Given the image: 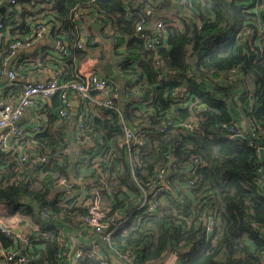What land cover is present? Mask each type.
Instances as JSON below:
<instances>
[{
	"label": "trees",
	"instance_id": "1",
	"mask_svg": "<svg viewBox=\"0 0 264 264\" xmlns=\"http://www.w3.org/2000/svg\"><path fill=\"white\" fill-rule=\"evenodd\" d=\"M142 1L150 14L142 7L136 15L126 14L125 5L130 0H54L49 10L33 9L21 0L22 8L6 12L3 22L12 37L28 38L31 25L45 18L57 26L44 34L55 48L59 39L73 46L87 36L83 48L72 47L67 57L45 55L29 63L31 75L61 68L67 80H77L76 67L88 58L103 66L110 63L120 81L134 73L140 75L138 86L117 90L119 97L114 103L128 126L149 121L143 140L135 146L125 143L119 115L108 109L101 116L88 112L83 136L77 139L93 141L96 135L105 145L89 154L84 166L109 171L103 184L95 187L111 206L108 216L119 211L123 217L116 221L122 227L112 240L119 249L133 253L134 264H159L171 255L178 264H264V186L256 182L264 167L257 153L259 147L264 148V0ZM173 4L183 11L179 16L182 28L155 30L152 23L157 15L169 12ZM77 10L99 16V36L91 24L79 27L70 22V15ZM104 22H108L110 33L104 30ZM138 24L144 25L148 38L136 32ZM260 29L261 34L256 35ZM247 31L253 33L251 38L246 37ZM92 40L97 54L90 45ZM35 47L27 54L29 59L38 49L44 52L48 48L46 43ZM7 56L8 47L0 42V68ZM14 73L18 79L27 77L24 68H14ZM23 84L22 80L17 82L12 100L18 98ZM59 92L50 98L43 130L26 141L37 154L61 150L65 140L73 146L76 141L71 122L77 125L82 111L70 112L67 120H59ZM97 94L94 91L91 96ZM235 95L237 101L232 99ZM243 117L252 129V136L246 138L249 141L218 138L215 127L238 124ZM191 119L197 122L193 132L179 127L158 129L167 120L181 123ZM34 152L26 164L31 167L36 165ZM5 156L0 161V203L40 227V234L30 238L28 264H61L63 248L57 227L77 223L84 212L81 197L60 199L62 191L50 186L51 175L69 176L74 162L69 154L62 163L51 159L45 167L47 174L36 183L34 179L15 182L20 176L19 165ZM194 156L205 165L188 174L180 165L188 167ZM160 169H165L170 189L159 196H147L146 206L156 207L153 214L144 209L135 212L143 194L152 191V181ZM89 175L97 182L95 173ZM190 181L193 184L188 189L178 188L179 183ZM172 189L178 191L177 196L168 195ZM24 200L39 204L48 217L34 214L31 207L22 204ZM202 212L215 215L210 239L198 221ZM0 242L3 248H12L18 239L0 234ZM69 264L99 262L84 254Z\"/></svg>",
	"mask_w": 264,
	"mask_h": 264
},
{
	"label": "built area",
	"instance_id": "2",
	"mask_svg": "<svg viewBox=\"0 0 264 264\" xmlns=\"http://www.w3.org/2000/svg\"><path fill=\"white\" fill-rule=\"evenodd\" d=\"M20 1L21 0H0V9L4 6V3H8L5 12L0 15V42L6 44L8 47V56L3 61L0 68V78H5L7 80L6 87L10 89H13L20 80L24 83L22 85L21 94L16 99H7V97L0 92V161L7 157L5 155H9V157L11 156L13 158L12 160L19 165L17 171L20 176L17 175L13 181L19 182L20 180L34 179L36 183L44 174H47L45 167L51 159L62 163L66 155L69 154V157L74 162L68 170L70 175L59 176L52 174L50 186L52 190L58 189L59 192L62 191L60 195L61 200H70L76 196L81 197L82 201L80 205L84 213L77 218V223L71 226L64 224L57 227L58 238L63 248V259L61 260V264H69V262L74 263L84 254L94 258L99 264H134L135 257L133 253L130 250L119 249L112 240V235L119 232L122 227V223L120 221L116 223V221L123 217L120 215L119 211L108 216L111 211V206L109 203H107V207L103 205L102 199L95 187V185L101 186L103 184V180L109 176V171L107 169L103 171L99 169L92 171V169H88L84 166L89 157L88 155L96 153L105 145L102 139L95 135L93 136V144L89 152L83 150L82 146L85 142L91 141V139H85L84 141L77 139L83 136L85 119L89 117L88 112H91V116H101L103 110L108 109L114 110V112L119 115V109L114 103L115 99L119 97L117 90L121 87H126V89L130 90L133 89L135 85L138 86L140 75L134 73L119 82L114 81L110 77L101 76L93 70L88 73H82L81 70H78L76 74L78 79L69 81L60 68L58 70L45 69L38 72L39 76L48 75L50 73V77L46 80L26 82V78L18 79L14 73V68L22 66L25 61L21 60L19 64L11 67L8 64L10 59L16 58L20 51L28 52L44 38L45 33H49L53 28H57V26L45 20V18H38L33 25H31L30 37H16L9 42L8 29L5 28L3 16L6 12L11 13L14 10L22 8ZM22 1H27L28 5L33 9L49 10L54 7V0ZM140 7L150 14L142 0H130V3L125 5L126 14L136 15ZM97 17L99 16L96 14L94 16L93 13L89 14L86 10H77L72 12L69 20L72 24L79 27H85L92 22H97L102 27V23H100ZM95 18L99 21L95 20ZM176 24L177 21H175L173 17L166 15L162 19L157 20L154 27L156 30H159L165 26L175 27ZM103 28L106 32L110 33L108 22H104ZM144 31L143 24H138L136 26V32L142 38H148ZM142 32L143 34H141ZM259 34H261V29L256 32V35ZM245 35L251 38L253 33L247 31ZM86 37V35H83L81 40L73 44V46H69L65 40H57L55 44L57 47H53L55 51L54 56L58 59L69 56L72 47L82 48L85 45L84 42ZM90 45L93 46V50L97 52V47H95L93 40L90 42ZM58 91H60L59 107L57 110V117L59 120L63 121L69 118V114L73 109V98L78 101L77 103L79 106L77 110L80 109L82 111L74 131L76 141L73 146L68 144L67 140H65L64 148L61 150L49 152L48 155L37 154L34 152L32 144H26V141H28L29 137L43 130L44 124H42V121L46 120L47 106L50 105V98ZM94 91L98 92V94L96 96H91V93ZM94 105L97 106L98 109L92 110L91 108ZM29 108H33L34 124L31 127H25L23 124L20 125V123ZM238 124L230 126L219 125L215 127L218 132V138L243 142L249 141L246 139L248 135L245 127L241 126L240 123ZM118 126L122 131L125 143H130L131 146H135L145 137L144 128H149V121H145L141 125L136 124L128 126L123 117L119 115ZM168 127H179L188 132H193L197 127V122H193L192 119L181 123H174L172 120H167L162 122L158 129L164 131ZM69 137L72 138V134H70ZM262 150H264L262 147L257 149L258 156L261 159H263L260 156ZM32 152L36 155V165L31 167L26 164L29 162V155ZM128 152H130L129 148ZM133 159L136 161L137 157L134 156ZM189 161L190 165L188 167L180 165V168L183 169V171L186 170L188 174L195 172L205 165L202 160H199L195 156L190 158ZM76 171H78L77 177H75ZM91 173L97 175V182H95V178L90 177L89 174ZM261 178L262 175H260V178H258L256 182L258 185L263 186ZM152 184V191H146L143 194V201L135 212L143 211V209L144 212L148 214H153L155 212L156 207L153 204L146 206V198L148 195L159 196V192L163 193L165 189H170L166 181L165 169H160L155 176V181H152ZM156 184L159 187H156ZM192 184V181L182 182L178 184V188L186 190L191 187ZM177 193V190L172 189L168 195L177 196ZM22 204H26L24 205L26 208L28 206L31 207L34 214H38L41 218L44 219L48 217V212L41 210L39 204L27 202L25 200ZM135 212H133V214ZM24 217L25 216L18 213H11L7 204L0 203V234L9 238L18 239V242H15L16 245L13 250L8 251L0 248V258L5 261L4 264H28L29 258L26 254L32 247L30 238L40 234V227L29 218ZM198 221L202 222L205 236L207 239H210L213 236L216 224L215 215L209 212H202L198 217ZM19 228L22 229V234ZM26 229V237L22 239ZM37 248L41 247L38 246ZM36 258H38V256L34 257V259ZM159 264H178V262L177 258L173 256V259L167 257Z\"/></svg>",
	"mask_w": 264,
	"mask_h": 264
},
{
	"label": "crops",
	"instance_id": "3",
	"mask_svg": "<svg viewBox=\"0 0 264 264\" xmlns=\"http://www.w3.org/2000/svg\"><path fill=\"white\" fill-rule=\"evenodd\" d=\"M174 1H176V0H173L172 2L174 3V4H176ZM173 4V6H172V8L170 9V11L169 12H165L162 16L163 17H165L166 15H169L170 17H173V19L175 20V21H177V24L175 25V27H178L179 29L182 27V25H180L181 24V22H180V19H179V15H178V12H177V10L175 11V9H176V7H175V5ZM146 12V11H145ZM147 13V12H146ZM161 15H157V20H159V19H162L163 17H162ZM156 20V21H157ZM156 21H153V23H152V27L155 29V22ZM92 23H97V22H92ZM91 23V24H92ZM91 27V26H90ZM92 28V27H91ZM92 31H93V29H92ZM9 37H12L11 35H10V33H9V35H8ZM26 36V35H25ZM25 36H22V38H24ZM15 37V36H14ZM18 37V36H17ZM26 38V37H25ZM41 43L42 44H45L46 43V45L48 46V48L43 52V51H39V49H38V51H36L35 52V55L34 56H32V58L31 59H29L28 57L29 56H27V54L31 51V50H34V48H36L35 47V45L33 46V48L31 49V50H29L28 52H22V51H20V52H18V55H17V57L16 58H12V59H10V61L8 62V64H9V66H13V65H16V64H19L20 62H21V60H23V61H25L24 63H26L25 65H23L22 64V66H19L17 69H22V68H24L25 69V71L27 72V73H25L26 74V79H29V80H31V78H39V79H42V80H46L48 77H50V73L48 74V75H42V76H39V74H37V75H31L30 73L32 72L31 70V68H29V67H27V65L30 63L31 64V62H38L39 61V59H41L43 56H45V55H48V58H50V57H53L54 56V54H55V51H54V48L52 47V45H51V40H50V38H48V36H46V37H44L42 40H40L39 42H38V44H40V46H41ZM37 44V45H38ZM94 52V54H97L95 51L96 50H93ZM55 57V56H54ZM112 66V65H111ZM112 69H113V66H112ZM76 70H77V72H78V70L80 71L81 70V72L82 73H88L89 71H91V70H93L94 72H96V73H99L101 76H104V71H103V65L101 64V62H99V61H97V60H94V59H91V58H88L87 60H85V61H83L79 66L77 65V67H76ZM114 71V70H113ZM6 84H7V80L5 79V78H2V80L0 79V92H2V94L5 96H10V97H8L7 99H10V100H12V97H14V96H12L13 94H14V92H15V87L13 88V89H10V88H7L6 87ZM6 87V88H5ZM78 101L75 99V98H73V103H72V107H73V111L71 110V112L72 113H76L77 112V109H78V106H79V104L77 103ZM33 118H34V112H33V108H29L28 110H27V112H26V114H25V116L23 117V119L21 120V123H20V125H24L25 127H31L33 124H34V122H33ZM243 122H244V117H243V120H242ZM245 125V124H244ZM71 126H72V128H71V131H75V126H74V122H71ZM92 144H93V142L92 141H87V142H85L84 144H83V146H82V149L83 150H86V151H89L90 152V150H91V148H92ZM260 156L264 159V150H262L261 151V154H260ZM263 170V172H262V174L264 175V168L262 169ZM10 224H12V223H10ZM20 229V233L22 234V229L21 228H19ZM69 247V246H68ZM169 259H173V256L171 255V256H169L168 257Z\"/></svg>",
	"mask_w": 264,
	"mask_h": 264
},
{
	"label": "water",
	"instance_id": "4",
	"mask_svg": "<svg viewBox=\"0 0 264 264\" xmlns=\"http://www.w3.org/2000/svg\"><path fill=\"white\" fill-rule=\"evenodd\" d=\"M8 6V3H4V6L0 9V15L5 12V8ZM92 29L96 32V35L99 36V31L101 30V26L98 23H92L91 24ZM104 75L107 77L112 78L114 81H119V76L113 71L112 66L110 63H106L103 66ZM26 82H36V81H42V79L39 78H31V80L26 79ZM244 124H245V130L248 136H252V131L249 125V121L247 118L244 117ZM27 234V229L24 231L22 239H25Z\"/></svg>",
	"mask_w": 264,
	"mask_h": 264
},
{
	"label": "rangeland",
	"instance_id": "5",
	"mask_svg": "<svg viewBox=\"0 0 264 264\" xmlns=\"http://www.w3.org/2000/svg\"><path fill=\"white\" fill-rule=\"evenodd\" d=\"M174 2H176V1H174ZM177 10V12H178V15L179 16H181L182 14H183V11H181V8H177L176 7V9H175V11ZM182 28V27H181ZM156 30V29H155ZM141 34H143V32L141 33ZM8 35H9V32H8ZM17 36H15V37H9L8 36V40L9 41H12V39H14V38H16ZM18 38V37H17ZM21 38V37H20ZM83 48V47H82ZM82 48H80V49H82ZM97 52H98V49H97ZM96 52V53H97ZM105 76V75H104ZM105 77H107V76H105ZM119 82H121L120 80H119ZM21 94V93H20ZM232 99L234 100V101H237V96L235 95V97H232ZM239 125V124H238ZM240 125L241 126H244V122L241 120L240 121ZM44 128V127H43ZM75 128H76V125H75ZM73 132H74V130H73ZM70 134H72L71 132H69V134L68 135H70ZM263 162H264V159H263ZM263 164V163H262ZM264 168V167H263ZM261 182H262V185L264 186V175L262 174V178H261ZM102 202H103V205L104 206H106L107 207V203L108 202H106V201H104V200H102ZM0 248L1 249H3V250H13L14 249V247H12V248H3L2 246H1V242H0ZM5 263V261L2 259V258H0V264H4Z\"/></svg>",
	"mask_w": 264,
	"mask_h": 264
},
{
	"label": "clouds",
	"instance_id": "6",
	"mask_svg": "<svg viewBox=\"0 0 264 264\" xmlns=\"http://www.w3.org/2000/svg\"><path fill=\"white\" fill-rule=\"evenodd\" d=\"M244 127H245V125H244Z\"/></svg>",
	"mask_w": 264,
	"mask_h": 264
}]
</instances>
